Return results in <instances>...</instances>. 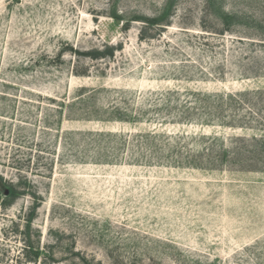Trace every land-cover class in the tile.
Here are the masks:
<instances>
[{"label":"rangeland","instance_id":"obj_1","mask_svg":"<svg viewBox=\"0 0 264 264\" xmlns=\"http://www.w3.org/2000/svg\"><path fill=\"white\" fill-rule=\"evenodd\" d=\"M0 264H264V0H0Z\"/></svg>","mask_w":264,"mask_h":264}]
</instances>
